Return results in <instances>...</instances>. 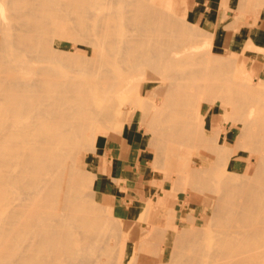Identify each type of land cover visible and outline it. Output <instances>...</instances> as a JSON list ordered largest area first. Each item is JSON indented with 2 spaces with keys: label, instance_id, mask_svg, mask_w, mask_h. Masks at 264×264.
Returning a JSON list of instances; mask_svg holds the SVG:
<instances>
[{
  "label": "bare ground",
  "instance_id": "bare-ground-1",
  "mask_svg": "<svg viewBox=\"0 0 264 264\" xmlns=\"http://www.w3.org/2000/svg\"><path fill=\"white\" fill-rule=\"evenodd\" d=\"M241 1L246 5H252L251 8H253V3L258 0ZM8 2L0 0V38L3 40V44L0 45V264H104L113 255L110 252L112 251L111 249L105 248V243L103 244L104 248L100 246L102 245L100 241L104 239V235L101 233V223L104 218L99 213L96 204L90 203V198L87 200L89 194L87 193V195L84 192V184L86 179H88L86 177V159L84 163L79 161L76 164L71 163L68 165V161L73 158L70 156V151L76 148L77 143L81 139L84 141V138H86V140L94 141L96 132L94 123L104 122L112 119V117L114 119L113 114L115 112L117 114L122 112L126 116H128V110H132L133 114L135 113L134 110L136 108L132 109V106H130L131 109L127 108L128 110H126L123 97L129 98L132 93L139 95L143 92L141 88H143L145 80L139 79L142 81H136L137 72L143 69L145 71L150 69L149 72H155H151L155 75L157 73L163 74L162 77L157 74L151 80V82L157 83L156 88L146 92L145 96H147H144L145 98L141 96L143 101L148 98L147 105L154 112L152 115L150 113V117L153 116L156 123H160V126L163 125L162 122L171 124L168 126L172 128L173 132L171 130L166 131L168 133L172 132L173 136L177 132L178 139L182 138L181 134L186 135L187 126L185 127L184 123L190 122L192 117L184 114L186 112L184 104L191 98V93L188 94L190 90L187 92L186 86L182 87L184 84L180 87L179 80L184 81L189 78L188 74L192 71L190 68L183 66L186 63L185 56H193L194 58V55L204 53L203 48H200L202 44L200 45L197 41H193L192 36L187 33L189 31H186L187 29L179 22L175 14L179 0H156L155 3L151 2V0H93V3L98 6L100 11L91 10L88 0H67L65 3H59L58 0H13L15 7L18 9L22 8L20 12L13 15L15 19L20 21L18 26L9 25L7 22L5 3ZM254 9L256 8L254 7ZM244 11L246 10L244 9ZM64 12H94L91 17L89 16L93 20V25L89 26L86 29V34L83 33V35L88 39L87 44L106 46L103 47L104 50L97 60L98 65H88L86 62L79 63V61L75 60V55L68 53V50L62 47V42L56 40L60 37H68L73 30V27L65 30L57 28L60 23L63 26L62 16L65 15ZM60 17L59 23L57 18ZM73 22L78 26L84 25L85 20L81 16L79 20L74 18ZM171 34L179 35L183 44L172 42L170 39ZM201 34L203 33L201 32ZM259 37L260 35L256 36L253 42L257 41ZM8 41L10 45L7 44ZM25 52H27V57L24 56ZM181 52L184 55H181ZM86 53L90 54V50H86ZM206 54L210 56V61L213 60L214 64H216L212 63L217 67V76L221 75L224 69L232 66V63L224 61L220 54L214 52H207ZM205 58L203 57V60ZM46 61L63 64L65 66L64 70L51 65L39 64V62ZM187 61L189 62L190 59L188 58ZM121 63H124L126 67L122 68L120 66ZM204 63L206 62L204 61ZM113 65L116 66L118 71L112 67ZM211 67L206 69L209 70ZM240 69V75L236 76V78H238L242 86L245 85L243 82L250 80L249 73L251 69ZM203 70H205L204 67ZM212 74L210 72L211 76ZM207 75L209 74L207 73ZM210 75L207 78L210 79ZM222 76L225 78V75ZM200 77L202 80L201 73ZM221 77H216V80L224 82V84L230 80L229 76L226 79H221ZM164 78H167L166 81L169 79V81L166 82ZM203 78L208 81L205 79L206 76ZM218 78L223 81L218 80ZM199 80L193 82L201 84ZM205 83L204 87L206 86ZM210 83L212 85L208 89L210 92H216V96H212L217 97L220 87L224 84L216 83V81H214V84L213 81ZM187 86L189 85L187 84ZM191 86L192 84L189 87L193 89L195 85ZM204 87L202 92L203 90L205 92ZM127 88L131 89L132 92L126 93L122 91ZM227 88L228 86H226ZM223 89L221 92L224 91ZM250 90V96L254 97V95L259 94L256 87H252ZM191 92L193 91L191 90ZM206 92L209 93L207 87ZM221 92L220 94H222ZM195 95L196 92L193 96ZM197 95L199 96L198 93ZM209 96L211 97L210 94ZM222 96L232 102V104L229 102L230 105L235 106L234 101L236 102L235 99H238L236 98L237 96L233 97L231 94L230 96L222 94ZM176 97L177 101H175L177 103H175L176 106L174 107L173 103ZM210 97L208 98L210 99ZM213 97L211 98L212 100ZM208 98H206L207 101ZM217 98H220V95ZM193 99L195 101V97L192 98V101ZM226 100L225 103L227 102ZM172 104L173 108L170 106ZM200 104L197 103V105ZM168 105L175 115L170 112L172 115L167 113L162 117H160V114L158 116V113L165 114L166 111H170L167 109ZM230 105L220 106H223L222 108L225 112H229L232 107H229ZM145 109L141 110L146 113ZM124 110L127 113H124ZM231 112L233 111L231 110ZM129 114L131 115L130 111ZM147 114L149 113L147 112ZM200 114L201 112H199L196 119V124L197 120L199 122L197 126L199 124L202 125ZM148 119L149 121H145L146 123L152 122L150 118ZM251 121V119L244 120L241 123L242 134L253 130ZM156 123L155 125H157ZM257 123L259 126L257 130L260 128L262 133H260L261 137L259 139L251 142V147L261 152V150H264V117L259 118ZM192 125L194 123L191 124V128ZM202 128H204L203 125ZM260 129L258 132H260ZM157 131H162V128L157 129ZM192 131L190 130L189 132L190 141L191 138L195 140V132L193 131L194 133H192L194 138L190 135ZM167 132H165L166 135L170 137L169 135L171 134L169 133L168 135ZM202 132V135L196 134L201 137V142L205 144L202 145L210 147L212 151L218 148L219 155L216 156L215 154V159L217 160L234 159V161H230V171L235 173L237 169L235 157L241 156L237 151V143H234V147L231 149L233 155L231 157V153L229 154V151L224 149L226 141L221 144L220 139H218L219 145H215L213 143L214 138L212 140L205 128ZM126 134L130 138L134 135L133 131ZM179 134L181 135L180 137ZM156 135L158 134H155L154 142L158 141L159 146L166 142L167 136L164 139V136ZM187 135L185 136L186 138L184 136L183 138L187 139ZM247 135L249 134L242 137L246 138ZM157 137H160V139L158 138L157 140ZM173 138L177 137L174 136ZM177 142L175 143L177 144ZM192 143L194 144L195 141ZM216 144L218 143L216 142ZM158 145L156 144L157 147H159ZM160 147L166 148V143ZM160 147L158 150L161 149ZM164 151L160 150L159 152H162L165 157L166 154L164 155V153L166 152ZM160 155L159 157L161 158ZM179 158L180 156L177 157L178 160ZM257 159L259 164L258 166L256 165L257 168L253 175L250 174L251 166L247 163L244 165L243 177L240 176L242 178L240 181L239 178L232 175H230L232 178L229 177V179L223 180V185L220 189L222 187L224 189L221 190L223 193H220L231 192L229 196L227 193L226 196H213L214 199L218 197L215 199L218 206L216 207L217 210H214L217 211L216 215L214 216L213 212H211L214 217L210 216L216 217V221L215 219L212 221L217 222L218 228L215 231L216 233L213 232L215 235L212 246L208 248L202 247L204 243L201 244L199 239L202 240L200 237L204 233L200 236L199 229L194 231H189L190 229H188L181 230V232H177V230L169 233L164 232L163 237L160 234L162 239L158 243H155L158 240L155 241L154 238L149 236L141 239V250L151 245L154 248L150 249L151 251L153 249L154 252L148 253L151 255H141L140 264H264V153L257 155ZM162 162L158 163L162 164ZM158 163L156 166H158ZM185 164L187 163H184V168L187 166ZM181 165L183 164L181 163ZM178 166L180 165L178 164ZM210 169L211 165L209 167H198L196 170L190 169V174L193 178L200 181L198 184H201L202 180L201 185H203L205 181L201 177ZM182 170L184 171V169ZM187 171L189 172V170ZM153 172L148 170L149 178H152ZM169 172L166 174L168 176L164 178L171 180ZM175 173L177 172L175 171ZM187 174L190 176L189 173ZM155 182L154 184L157 183ZM180 182L182 183L183 181ZM163 183L159 185L163 187ZM205 184L207 186L208 183ZM209 186L212 188L211 183ZM196 187L198 186L196 185ZM218 188L217 184L216 191H218ZM149 191L152 196V189ZM167 193L171 195V192L168 191ZM164 196L166 197V194ZM164 196L161 199L159 198L160 196L157 199L151 198L146 212L150 211L155 205L161 204L165 206L168 195L166 198ZM215 203L214 208L216 206ZM132 214L135 215V211ZM173 218L174 220L176 219L175 217ZM174 223L178 226V221L175 220ZM207 227L209 226L207 225ZM173 228L176 229L178 227ZM202 228L205 230L206 227ZM161 233L163 235V231ZM129 241L124 236L121 243L118 241L120 243L118 245L119 251L116 256L114 254L116 258H113L116 261L113 264L124 263L125 259L132 253ZM111 246L114 248L113 245Z\"/></svg>",
  "mask_w": 264,
  "mask_h": 264
},
{
  "label": "rangeland",
  "instance_id": "rangeland-1",
  "mask_svg": "<svg viewBox=\"0 0 264 264\" xmlns=\"http://www.w3.org/2000/svg\"><path fill=\"white\" fill-rule=\"evenodd\" d=\"M6 1L7 2L9 1L8 2L9 5H8V3H5V13L7 15V18H6L7 22L9 23V25H12V26L20 25V21L18 19H15L13 15L15 13L20 12V10L22 8L18 9L17 7H15L13 5V2H12L13 0H5V2ZM66 1L67 0H58L59 3H65ZM90 1H91V3H90ZM151 2L155 3L156 0H151ZM80 3H82V2H80ZM88 3L91 5L90 6L91 10L100 11V9H98V6L93 3V0H88ZM192 3H193V0H179L178 5H177V7H178L177 12L175 13L177 15V18H178L179 22L181 23V25L185 29H187L186 31H189L187 33L192 36V40L197 41L200 45L204 44L203 46L201 45V47H200V48H203V51H204V53H200L201 55L196 54V55H194V58H193V56H191V57H189L187 55L185 56V59H186L185 62L186 63H184L183 66L190 68L192 71L190 74H188L189 78H186L184 81L179 80L180 81V84H179L180 87L182 86V84H184L182 87L186 86L187 92H188V90H190V92L188 94L191 93L190 94L191 98H189V100H187L186 103L184 104V108L186 111V112H184V114H188L190 117H192V120H193V121L191 120L188 123L187 122L184 123V126L185 127L187 126L186 128L188 129V131L186 129V133H185L186 135L188 134L187 135L188 138L184 139V138H186L185 137L186 135L181 134L182 135V138H181L182 141H181L180 138L178 139V136H177L178 133L175 131H174L175 132L174 136H176L177 138H173L174 136L171 134L173 132V130H171L172 128L168 126L171 124H169V123L167 124L166 122H162L163 125L160 126V123H156L153 116L150 117V113L152 115V114H154V112L151 110L152 108H150L147 105L148 98L144 99V101H143L141 96H143V98H145L147 96V95L145 96L146 92H148L149 90L155 89L157 86V83L151 82V80L153 78H155L157 76V74L160 77H162L163 74L157 73L155 75V74H152L155 72H152V71L149 72L150 69L149 70L146 69L148 71H145V69H143L140 72H137L138 75L136 74V81L145 80L143 88H141L143 90V92L140 93L139 95H134L135 93H132V95L129 98H126L125 96L123 97L124 98L123 101H124L126 110L131 109L130 106H132V109L136 108L135 109L136 111L134 110L135 113L133 114L132 110H128V113L125 112L126 110H124L123 112L127 113L128 116L130 115L129 111L131 112V115L128 117V116H126V114H123L122 112H120V113L118 112V114H117V112H115V114H117V115L113 114V116L116 118V119L114 118L115 120L112 117L113 121H112V119H110V120H107L104 122L94 123L93 125L96 127L94 141L92 142L90 140H86V138H84V141L81 139V140H79L80 142L77 143L76 148H74L70 151L71 152L70 156L73 158H71L68 161V165L71 163L76 164L79 161L84 163L85 159H86V162H85L86 170H87V172H86L87 176L86 177H88V179H86V181L89 184L85 181V184H84V190L85 191L84 192H85V194H87V193L89 194V195L87 194L88 195L87 200L90 198L89 202L96 204V206L99 210V213L104 218V220L101 223V226H102L101 233H102V235H104L103 236L104 239H102L100 241V244L102 243V245H100V246H102L103 248L105 246V248L111 249L112 251H110V250L109 251L111 252V254H113L112 257L109 259V261L104 262V264L115 263L116 259H114V258H116L115 256L117 255V253L119 251L118 245H120L123 236L125 238H127L128 240H130L129 245L131 246L130 248L132 250V253L129 254V256L125 259L124 263H122V264H131V262H132V264H137V263L140 264L141 255H151L148 253L154 252L153 249H152V251L150 249V248H154L151 245H150V247H148V248L146 247L145 249L141 250V245H140L141 239L149 236V237L154 238L155 241L158 240L157 242H155V243H158L159 240L162 239V238H160V234H161V237H163L164 232L169 233V232H175L176 230H177V232H181V230H188V229H190L189 231H191V230L194 231V230L199 229L200 233H201L200 236L204 233L202 235V237H200V238H202V240L199 239V242L201 244L204 243L202 245V247L208 248V247L212 246L211 244L213 243V237L215 235L213 232H215L216 229L218 228V225H216L217 222H215L216 217L213 218L217 212L214 210H217L216 207L218 206V204L216 202L217 200H215V199L218 197H216L214 199L213 196H215V195L216 196H219V195H222V196L225 195L226 196L227 194L229 196V193H231V192H229V193L224 192V194H222L223 191H221V190L224 189V187H222L220 189V187L223 185L222 184L223 180H227V179H229V177L232 178V176H235L236 178H239V181H240L242 179L241 177H243L242 173H243L244 165L247 163L250 164V166H251L250 174L253 175L255 169L257 168L256 165L258 166V164H259V161L257 159V155H259L260 153H264V152H262L264 150H261V152H260L259 150L257 151V150L252 149V147H251V142L255 141L261 137L260 133H262V132H261L260 128H259L260 132H258L259 129L257 130V127H259L257 125L258 124L257 121L259 118L264 117V106H263L264 105V102H263L264 101V34L260 35L259 39L255 42H253V39L256 36H258L256 29H257L258 21H259L260 16H261V12L264 11V0H258L257 2L253 3V8H251L252 5L251 6L246 5L241 0H225V1L221 0L219 2L220 6L224 8V12H225L224 17H223V22L225 23L226 20L231 22V24L228 26V28L231 29V27H232V29L237 30L239 32L238 35L240 36L239 47H230V48L228 46L223 45L220 42L216 41L215 32L211 29H208L201 21L198 20V18L195 17V15L191 9ZM254 7L256 9H254ZM247 8H248V10H247ZM244 9L246 11H244ZM257 10H259V11H257ZM227 12H232L233 17L229 18L227 15ZM64 13H65V15L62 16L63 26L59 22L61 20V17H60V18H57V19H59V20H57V22L60 23V24H58L59 27H57V28H59V29L62 28L65 30V29H72V27H73V30L69 34L68 37H60V38H57L56 40L62 42V47L67 49L68 53L75 55V60L79 61V63L80 62H83V63L86 62L88 65H98L97 60L100 57V54L104 50L103 47H106V46L102 47V46H98V45L87 44L88 39L85 35H83V33L86 34V29L89 26L93 25V20L90 17L94 12H64ZM81 16H83V18L85 20L84 25H78V26L75 25V23L73 22L74 18L76 20H79V18ZM72 17H73V19H72ZM11 20H12V22H10ZM64 22H66V23H64ZM87 23H89V24L87 25ZM239 24H240V26H239ZM65 26H66V28H65ZM133 29H135V28H133ZM201 32L203 34H201ZM204 34H205V36H204ZM207 34H208V38H207ZM199 35H201V36H199ZM0 36H1V34H0ZM203 37H206V38H203ZM202 38H203V40H205L204 43H203ZM167 39H168V36H167ZM170 39L172 42H179L181 45L183 44V41L181 40L180 36L177 34H171ZM2 44H3V40L0 38V45H2ZM7 44L10 45V42L8 41ZM205 46H206V48H205ZM0 48H1V46H0ZM88 49L90 50V54L86 53V50H88ZM206 49H207V51H206ZM105 50H106V48H105ZM207 52H214V53L220 54L224 61L232 63V66L230 68L224 69V72L221 75H218L220 77L222 75H225V78H224V76H222L221 79H226L229 76L230 80L227 81V83L224 84V82H220V81L216 80V77H218L217 72H216L217 67L214 66L216 64H214L213 60L210 61V56L206 54ZM227 52H228V54H227ZM26 54H27V52H25V54H24L25 57H27ZM180 54L184 55L183 52H181ZM195 57H196V60L198 58L197 61L195 60ZM203 57L204 58L206 57V58L203 60ZM89 58H91V59H89ZM188 58L190 59V61H189L190 63L187 61ZM91 60L94 62H92ZM191 60H193V61H191ZM231 60H233V61H231ZM204 61L206 63H204ZM193 62H194V65H193ZM91 63H94V64H91ZM202 63H203V65H202ZM39 64L51 65V66L60 68L62 70H64V67H65L63 64L52 63L50 61L39 62ZM191 64H192V66H191ZM206 64H207V66H206ZM211 64H212V67H211ZM120 66L122 68L126 67V65L124 63H121ZM112 67L118 71V69L116 68L115 65H113ZM203 67L205 70H203ZM208 67H211V68H209V70H207ZM212 68H213V70H212ZM240 68H243L245 70L249 69V68L251 69V72L249 73V77H251L250 80L243 82L245 85H242V86L239 83L238 78H236V76L240 75L239 74L240 73L239 71L241 70ZM200 70H201V72H200ZM206 70H207V72H206ZM237 70H238V72H236ZM213 71L215 72L216 76H215ZM205 72H206V74H205ZM210 72H211V74L213 72L212 76L210 75ZM139 73H141V74H139ZM200 73L202 75V80L200 77ZM207 73L210 75V79L207 78L209 76V75H207ZM227 73H228V75H227ZM197 74H198V76H197ZM205 76H206L205 79H207L209 82L204 80L203 77H205ZM213 76H215V77H213ZM191 77H192V79H191ZM197 77H198V79H200L199 82H201V84L200 83L198 84V82H193V81L198 80V79H196ZM137 78H138V80H137ZM139 79H142V80H139ZM166 79H165V81H166ZM221 79L218 78V80H221ZM188 80L190 83L188 82ZM168 81H169V79L166 82H168ZM212 81H213V84H214V81H216V83L218 82L219 84H221V83L224 84L219 89L220 98H217L219 96L218 93H217V95H218L217 97H213L212 95L216 96L215 95L216 92L213 93V92L209 91V89H210L209 86L212 85V83H210V82H212ZM221 81H223V80H221ZM204 82H206L205 87H204ZM187 84L189 86H190V84H192L191 87H193L195 85L196 88L194 86L193 89H191L189 86H187ZM225 85L228 86L227 89H226ZM197 87H198V89H197ZM203 87L205 88V92H204V90H203V92L207 95H205L202 92ZM206 87H207V91L209 93L206 92ZM252 87L253 88L256 87L257 91L259 92L258 95H254L255 99L252 95L250 96V94H249V91H251L250 89ZM222 88H224L223 92H221ZM200 89H201V91L199 92ZM191 90L193 92H191ZM197 90H198V92H197ZM122 91L126 92V93L132 92V90L128 89V88L123 89ZM135 91L138 92L137 90H135ZM163 91L165 92L164 89H163ZM194 91L196 92L195 96H193L195 93ZM220 92L222 94L227 95V96H230V94L233 97L237 96L236 98H238V99H235L236 102L234 101L235 106L230 105L229 104L230 101L223 98V96H222V94H220ZM197 93L199 94V96L197 95ZM201 93H202V96H201ZM209 94L211 95V97L209 96ZM193 97H195V101L193 99L194 102L192 101ZM208 97H210V99ZM212 97H213V100L211 99ZM206 98H208V101ZM247 98H248V100H247ZM132 100L134 103L132 102ZM175 100L177 101V97L174 99V101ZM200 100H202V101H200ZM225 100L227 101L226 102L227 104L225 103ZM251 100H252V102H251ZM176 101L173 103L174 107L176 106V104H175V103H177ZM144 102H146V103H144ZM197 103L198 104L201 103V104L197 105ZM230 103L232 104V102H230ZM173 104L170 105L172 108H173ZM190 104H191V106L189 107ZM246 104H248V105H246ZM220 105H230L229 107H231V106L232 107H231L229 112H225L222 108L223 106L221 107ZM127 106H129V107H127ZM170 106L168 105V108H167L170 111H168V112L166 111L165 114L164 113H158L157 115L159 116V114H160V117H162L163 115H166L167 113H168V115L169 114L172 115V113L175 115V113L173 111H171L172 109L170 108ZM199 106H200V108H199ZM234 107H235V111H234ZM143 108H146L145 109L146 113L143 110H141ZM236 108H238V109L236 110ZM260 108H262V109H260ZM231 110L233 112H231ZM147 112L149 114H147ZM170 112H172V113H170ZM199 112H201L200 115H201L202 125L205 128V131L209 134V136H211L212 140L214 138L213 143H215V145H219L218 139H220L221 144H224L226 141V147L224 149L229 151V154H230L232 152L231 149L234 147V143H237L236 144L238 146L237 151L240 153L241 156L237 157V158L235 157L236 165H237L236 166L237 169H236L235 173L230 171L231 170V168H230L231 162L230 161H234V159H225V160L224 159L223 160L215 159V154H216V156L219 155L218 148H217V150L214 149L212 151V149L210 147L204 146L205 144L203 142H201V137H199V135H202V133H203L202 131L204 128L201 129V127H202L201 124H199V126H197V124L199 123L198 120H197V124H196V119L198 118ZM258 113H260V114H258ZM227 114H228V116H226ZM145 117L147 118V120ZM224 117H225V120H224ZM148 118H150V121H152L153 124H151L152 122H150V123L145 122V121H147V122L149 121ZM250 119L252 120L251 121L252 122L251 128L253 130H249V133L242 134L243 129H242L241 123L244 120H250ZM143 120H144V122H143ZM255 120H256V124H255ZM155 123L157 125H155ZM192 123H194V125H192V128H191ZM139 124H141V125H139ZM144 124L145 125L147 124V125L145 126ZM253 124H255V125L253 126ZM152 125H153V127H151ZM155 126L157 127L158 130H159V128L160 129L162 128V131H159V132H161V134H159L157 129H155L156 128ZM193 127L196 128L195 131H194ZM197 127L199 128L198 131H197V129H198ZM254 127H256V128H254ZM147 129L148 130L150 129V130L148 131ZM240 129H241V131H240ZM166 130L167 131L171 130L172 132H169V133L172 136L169 135V133ZM190 130L191 131L193 130L195 132L194 133L192 131L190 134L193 136V138H194V134H195V140L191 138V141H190V137H189ZM131 131H133V133H134L132 138H130L128 136V134H126V133H130ZM254 131H255L256 135H255ZM163 132H164V134H163ZM165 132H167L170 137H168ZM239 132H241V133H239ZM252 132L254 133V137H253ZM257 132H258V134H257ZM192 133H194V134H192ZM197 133H199L198 136L196 135ZM251 133H252V136H251ZM155 134H158L159 136L160 135L162 136V134H163L164 139L167 136L165 139L166 142H164L163 144L161 143L162 140L164 141L163 138H161L162 140H161V142H159L163 146L166 143L167 149L164 147L163 148L160 147L162 145L159 146L157 143L158 141L154 142ZM246 134H249L251 137L249 135H247L246 138L242 137V136H245ZM158 135H156V136H158ZM181 135L179 134V137ZM213 135H215V136H213ZM183 136H184V138H183ZM116 137H119L121 140L123 138L125 139V137H128L130 139L131 144L128 145L124 141L125 147L129 148V147L133 146L134 147L133 151H135L141 155V157H140L141 161L137 163V167L139 169V182L137 183V185L139 186V188L141 190L139 192V195H140V203H139V209H138L139 212H136L135 215H132V218H130V219L122 218L121 216H119L117 211H114V208H113L114 198L110 197L109 195H104L101 192H99V186L97 183L99 180V177H98L99 170L102 168V165L107 162V160L109 159V155H112L116 151V149L113 148V146L112 147L109 146L108 140H113ZM160 137H157V140H158V138L160 139ZM171 137H172V141L174 143L171 141ZM198 137H199L200 141H199ZM248 137H250V138L248 139ZM168 138L172 143L168 140ZM183 139H184V141H183ZM187 140H188V143H187ZM176 141H178L177 144L175 143ZM194 141H195V143L191 144V142H194ZM179 142H181V143L179 144ZM216 142L218 144H216ZM155 143L161 148L160 150H162V152L166 149L164 151V152H166V153H164V155L166 154L165 157L162 155L163 154L162 152H159L160 151V150H158L159 147H157ZM182 143H183V145H182ZM189 143H190L191 147H193V149H191ZM197 143L199 146L197 145ZM187 144H188V146H187ZM202 144H204V145H202ZM178 146H180L179 149H178ZM199 147H201V148H199ZM207 148H209V149L207 150ZM126 151H127V148H126ZM183 151H184V153H183ZM256 152H257V155H256ZM160 153H161V155H160ZM78 154H79V156H78ZM159 155L161 156V158L159 157ZM179 156H180V158L178 160L177 157H179ZM230 156L233 157L232 153ZM188 157H189V159H187ZM165 160H166V162H165ZM182 160H183V162H181ZM158 162L159 163L162 162V164H159ZM185 162L187 163V164H185V166L186 165L187 166L184 168ZM157 163H158V166H156ZM175 163H178L180 166H178V164H175ZM181 163L183 165H181ZM189 164H191V165H189ZM172 165H173V167H172ZM176 165H177V167H176ZM210 165H211V169L208 170L207 172H205L204 175L201 177V179L204 178L205 183H208L207 186L204 182H203V185H201L202 184L201 179H200L201 184H198L200 181L191 176L190 169L196 170L198 167H204V166L209 167ZM188 166H190V167H188ZM193 167H195V168H193ZM182 169H184V171ZM148 170L154 171L152 178L148 177V174H147ZM187 170H189V172ZM168 171L174 172V173L171 172L172 174L169 172V178L171 180L164 178V177L168 176V175H166V174H168ZM175 171L177 173H175ZM178 171H179V173H178ZM185 172L189 173L190 176ZM211 172H212V176H211ZM209 174H210V176H209ZM93 175H94V177H93ZM180 175H181V177H180ZM182 175H184V176H182ZM230 175H232V176H230ZM175 177H176V179H175ZM206 177H207V179H206ZM158 179H160V180H158ZM112 180H113V182H115V184L119 185L118 179L117 180L112 179ZM163 180H164V183H163ZM190 180H191V182H190ZM152 181H153V184H152ZM154 181H156L157 183L155 182L156 184H154ZM180 181H183L184 184H183V182L181 183ZM214 181H216V182L214 183ZM179 182H180V184H178ZM162 183H163V187L160 186ZM187 183H189V184L187 185ZM194 183H195V185H194ZM210 183L212 184L211 187L213 189L210 188V186H209ZM214 184H216V185H214ZM217 184L219 186L218 191H216V189H215V188H217ZM175 185H176V187H175ZM180 185H181V187H179ZM196 185L198 187H196ZM150 189H152V196L150 195V191H149ZM168 191L171 192V195H169L170 193L169 194L167 193ZM173 192H174V194H173L174 196L172 195ZM220 192H222V193H220ZM164 194H166V197L168 195L167 204L165 206L161 205V204H160L161 206L155 205L154 207H152V209L150 211L146 212V209H147V207L151 201V198L157 199L160 196L159 198L161 199V197L164 196ZM237 196H236V198H237ZM134 197L135 196H132L131 199H133L132 201L135 204L137 201V198L136 197L134 198ZM166 197L164 196V198H166ZM212 197H213V199H212ZM214 203L216 205L215 208H214ZM212 208H214V209H212ZM211 212H213L214 216ZM103 213H104V216H103ZM210 215H212L213 217ZM173 217H175L176 218L175 220L178 221V224H177L178 226L175 225V223H174L175 220ZM143 219H145V220H143ZM213 219H215V221H212ZM112 220H113V222H112ZM211 223H212V225H211ZM207 225L209 227H207ZM173 227H178V228L175 229ZM202 227H204V228L206 227L205 230ZM103 228H104V230H103ZM116 228H118V229L116 230ZM201 229H203V230H201ZM110 230H111V232H110ZM161 231H163V235H162ZM118 232H119V234H118ZM124 233H125V235H124ZM150 235H152V236H150ZM155 235H158V236H155ZM210 235H211V237H210ZM103 240H105V241L103 242ZM118 241L120 243H118ZM103 244H104V246H103ZM111 245H113L114 248H112ZM117 248H118V250H117ZM139 249L143 252L145 250L146 253L141 252ZM138 252H140V253H138ZM114 254H115V256H114Z\"/></svg>",
  "mask_w": 264,
  "mask_h": 264
},
{
  "label": "crops",
  "instance_id": "crops-1",
  "mask_svg": "<svg viewBox=\"0 0 264 264\" xmlns=\"http://www.w3.org/2000/svg\"><path fill=\"white\" fill-rule=\"evenodd\" d=\"M220 1L221 0H193L191 9L199 21L208 29L215 32L216 41L229 48L239 47V32L235 29L228 28L231 24L228 20H226L225 23L223 22L225 12L224 8L219 4ZM227 15L229 18L233 17L232 12H227ZM256 30L258 35L264 34V11L261 12ZM123 139L121 140L119 137H116L113 140H108L109 146H113L116 151L112 155H109V159L99 170V180L97 183L99 192L114 198V211H117L122 218L130 219L132 218L133 211H135V213L139 212V192L141 190L137 185L139 182V169L137 163L141 161V155L133 151V146L129 148L125 147V142L128 145L131 144L128 137ZM112 179H119V185L115 184ZM129 195L131 197L135 196L138 201L133 204Z\"/></svg>",
  "mask_w": 264,
  "mask_h": 264
}]
</instances>
